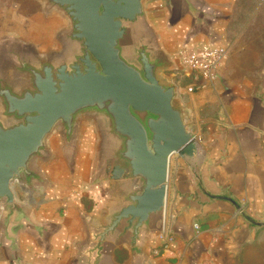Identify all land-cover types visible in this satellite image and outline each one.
Masks as SVG:
<instances>
[{
  "label": "crops",
  "instance_id": "obj_1",
  "mask_svg": "<svg viewBox=\"0 0 264 264\" xmlns=\"http://www.w3.org/2000/svg\"><path fill=\"white\" fill-rule=\"evenodd\" d=\"M236 3L150 0L141 30L180 70L181 53L203 46L232 53ZM32 4L27 10L0 0V78L17 87L18 62L70 59L79 49L67 38L71 22L61 10L44 0ZM176 72L160 75L171 83ZM195 98L188 109L198 153L171 158L164 234H142L137 253L129 235L111 234L100 264H238L252 252L260 258L254 264H264V84L232 81L221 68L218 82ZM48 145L32 164L39 179L12 187L18 211L0 204V264H86L91 233L116 209L117 187L103 175L110 151L95 121L82 119L69 146L59 134Z\"/></svg>",
  "mask_w": 264,
  "mask_h": 264
},
{
  "label": "water",
  "instance_id": "obj_2",
  "mask_svg": "<svg viewBox=\"0 0 264 264\" xmlns=\"http://www.w3.org/2000/svg\"><path fill=\"white\" fill-rule=\"evenodd\" d=\"M44 1L68 17L67 38L79 49L70 59L18 62L19 87L0 78V204L18 211L12 187L39 179L32 164L50 139L59 134L69 146L81 120L92 119L110 151L103 175L118 199L84 249L86 264H100L111 234L129 235L134 253L145 232L164 234L171 158H194L198 144L178 85L160 75L179 67L141 30L150 0Z\"/></svg>",
  "mask_w": 264,
  "mask_h": 264
},
{
  "label": "rangeland",
  "instance_id": "obj_3",
  "mask_svg": "<svg viewBox=\"0 0 264 264\" xmlns=\"http://www.w3.org/2000/svg\"><path fill=\"white\" fill-rule=\"evenodd\" d=\"M8 1L25 4L27 10L35 8L32 0ZM230 32L233 49L222 69L226 74L229 73L232 81L264 84V0H237ZM186 84L178 85L179 96L187 110L188 122L191 123L189 103H194L195 97L209 86L189 93ZM189 126L194 130L192 123ZM252 257L254 259L251 260ZM242 258L238 264H254L260 259L253 252L248 259L247 255Z\"/></svg>",
  "mask_w": 264,
  "mask_h": 264
},
{
  "label": "built area",
  "instance_id": "obj_4",
  "mask_svg": "<svg viewBox=\"0 0 264 264\" xmlns=\"http://www.w3.org/2000/svg\"><path fill=\"white\" fill-rule=\"evenodd\" d=\"M229 57V50L203 46L198 54H180L181 69L175 74L178 85L186 83L189 93L214 86L218 82V71ZM198 230V226L195 225Z\"/></svg>",
  "mask_w": 264,
  "mask_h": 264
}]
</instances>
